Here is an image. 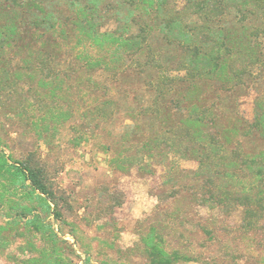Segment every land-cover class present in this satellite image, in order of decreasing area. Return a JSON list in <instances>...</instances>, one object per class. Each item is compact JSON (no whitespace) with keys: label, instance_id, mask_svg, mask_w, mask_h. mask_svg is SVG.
<instances>
[{"label":"rangeland","instance_id":"obj_1","mask_svg":"<svg viewBox=\"0 0 264 264\" xmlns=\"http://www.w3.org/2000/svg\"><path fill=\"white\" fill-rule=\"evenodd\" d=\"M41 1L51 5L45 7L54 14L56 25L44 20L37 28L31 21L36 19L37 10L24 7L22 12L9 0H0V25L13 22L17 27L11 46L3 52L5 62L20 63L30 51L43 49L66 64L82 48L84 41L66 8H61L59 0ZM171 1L177 9L186 3ZM97 2L103 30L114 29L131 17L121 0ZM249 9L253 10L248 22H260L259 27H264L259 10L253 5ZM138 13L136 18L142 15L158 27L160 14ZM154 35L155 44L163 43L160 33ZM169 51L163 60L180 56L178 49ZM145 61L144 57L117 55L110 68L98 74L100 77L73 65L61 96L44 99L36 80L26 75L24 87L10 98L31 102L26 105L27 112L18 111L11 103H0V151L10 162L31 158L44 166L58 191L60 213L54 215V203L45 202L38 191L29 192L32 200L20 199L31 205L22 219H14V209L1 207L0 264H36L33 258L42 247H50L54 238L66 264H153L144 238L154 226L169 248L193 256L176 264H264V221L259 229L248 230L242 225L240 207L228 210L202 198L195 158L160 148L145 156L141 164L127 166L111 160L132 154L138 141L155 135L162 122H170L196 102H213L218 123L229 126L231 138L237 137L232 128L241 131L242 124H250L256 99H264V71L255 68L253 78L245 79L243 85L222 74L164 92L154 87L156 70L143 64ZM101 83L107 85L106 92L100 91ZM95 104L98 112L87 109ZM45 109H62L69 118L39 137L32 118ZM80 134L84 138L76 144ZM239 139L245 153L264 148L259 135ZM33 215L38 216L36 224L27 220Z\"/></svg>","mask_w":264,"mask_h":264},{"label":"trees","instance_id":"obj_2","mask_svg":"<svg viewBox=\"0 0 264 264\" xmlns=\"http://www.w3.org/2000/svg\"><path fill=\"white\" fill-rule=\"evenodd\" d=\"M9 1L22 12H25L24 7L31 12L37 10L36 19L31 20L37 28L44 20L48 25L55 24L54 14L48 9L51 6L49 2ZM121 1L130 10L131 17L122 20L114 29L103 30L98 19L97 0H59L61 8H66L78 36L84 41L72 61L66 64L59 63L43 49L30 51L20 63L5 62L3 52L11 46L10 39L16 34L17 27L13 22L0 25V103H11L18 111L27 112L26 105L31 102L22 99L15 102L10 98L20 87H24L26 75L30 80H36L38 88L43 91L42 99L59 97L63 84L71 77V66L97 72V77H100L98 74L109 69L112 58L117 55L131 59L144 57L146 61L143 64L156 70L154 87L164 92H170L183 83L222 74L230 82L243 85L245 79L253 78L255 68L264 71V27H259L260 22H248L249 12L253 10L249 9V5L257 8L264 17V0H239L240 3L234 5L226 0H186L182 9L174 8L170 0ZM139 11L160 14L158 27L142 15L136 18ZM156 32L160 33L163 41L158 45L154 39ZM173 48L181 51L180 56L172 61L163 60ZM100 91H107L105 83H101ZM87 109L99 111L96 104ZM215 109L213 102L191 104L170 122H162V128L155 135L138 141L132 154L123 159L112 157V163L124 162L127 166L141 164L145 156L160 148L195 158L198 162L196 177L202 181L200 196L228 210L240 207L242 225L248 230L259 229L264 221V148L257 153H245L239 138L255 134L264 140V99H256L254 118L250 124H242L241 131L232 128V133L237 134L235 138H231L229 126L218 123ZM67 118V112L62 109H45L33 117L32 122L38 136L42 137L51 127H56L55 123ZM83 138L80 134L76 144H80ZM37 191L44 195L45 202L54 203L53 214L60 215L57 210L58 191L49 181L44 166L31 158L10 162L0 151V208L7 206L14 209V219H22L30 212L31 205L24 204L20 199L32 200L29 192ZM40 193L37 195L42 197ZM27 220L36 224L38 216L33 215ZM205 232L208 233V229ZM144 242L153 264H176L181 258L193 257L169 248L155 226L151 227ZM51 243L50 247H42L39 255L33 258L36 264H66L55 238Z\"/></svg>","mask_w":264,"mask_h":264}]
</instances>
